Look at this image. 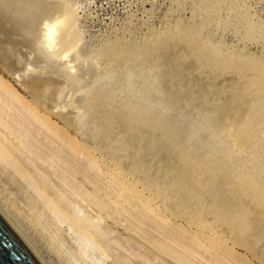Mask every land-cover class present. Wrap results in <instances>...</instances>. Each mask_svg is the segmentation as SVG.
<instances>
[{
	"label": "bare ground",
	"instance_id": "6f19581e",
	"mask_svg": "<svg viewBox=\"0 0 264 264\" xmlns=\"http://www.w3.org/2000/svg\"><path fill=\"white\" fill-rule=\"evenodd\" d=\"M65 6L64 0H0V165L26 180L59 224L80 226L82 221L76 217L70 203L59 191H55L57 193L53 197L49 195L51 182L44 175L45 172L38 168V163L62 164L66 175H71L68 176L71 179L69 188L84 195H87L84 188L73 179L82 167L87 166L93 172L91 177L95 176L96 182L92 184L95 189L91 196L99 207L101 217L113 221L128 234H142L143 240L168 257L172 264H252L245 256L237 254L235 247L246 249L253 259L264 264V181L256 175L250 161V156L258 149V136L254 129L257 123L260 125L262 122L258 110L264 107V81L254 79L257 75H264L263 70L259 65L234 60L229 55L215 53L209 48L202 50L197 35L178 28L155 39L139 53L125 52L104 59L102 68L104 66L105 71L137 69L152 58L160 57L161 60L162 54H165L164 59L190 60L200 67L203 64L199 57L201 52L216 71L230 72L231 75H228L235 82L233 85L227 81V85L218 87L211 94L208 102L210 107L202 113L205 118L200 119L199 115L203 121H200L201 124H193L195 120H191L187 111L180 110V116L177 117L174 114L178 108L176 106L170 111L174 113L169 112L175 118L168 126V117L164 115L168 101L164 102L165 105L158 102V95L159 99L155 98V107L157 111L160 110L161 118L166 120L163 123L159 119V122L169 129L173 128L175 135L156 125L152 128L154 134L151 133L150 138H155L156 150L162 151L168 164L177 162L174 155L180 144L181 147L183 145L187 152L179 150L177 153L179 159H185L188 166V169L178 168V175L169 177L168 191L159 188L160 194L167 193L158 200L131 173L116 165L117 162L111 168L109 162L98 157L96 150L86 140L69 133L70 129H77L81 133L86 129L91 131V119L87 114L88 95L102 69L92 62L81 63L77 56L67 53L76 47V43L72 40L73 27L69 25ZM212 9L210 5L204 4L197 11L206 14ZM170 48H175V51L178 49L175 58L168 55ZM182 50L184 55L181 54ZM189 71L185 73L186 76ZM225 74H222L223 77ZM184 76L174 78V82L180 85ZM9 78L16 79L20 89ZM156 94L152 97H156ZM201 101L192 102L203 106ZM196 114L198 117L201 113ZM54 118L63 125L60 126ZM209 139L213 142L211 145L216 146L215 151L212 147L215 156L212 155L214 158L210 160L202 151L211 141ZM253 142L256 147L250 144ZM186 143L197 151L190 149ZM195 169L198 172L188 178L187 185L184 172ZM205 195L209 198L208 204L203 203L202 197ZM206 205H214L215 211L208 222H204L200 216V211ZM2 215L0 219L36 262L44 264L9 223L10 220L7 221ZM219 223L220 230H217ZM85 236L88 242L95 243L93 237L88 234Z\"/></svg>",
	"mask_w": 264,
	"mask_h": 264
},
{
	"label": "rangeland",
	"instance_id": "374dc122",
	"mask_svg": "<svg viewBox=\"0 0 264 264\" xmlns=\"http://www.w3.org/2000/svg\"><path fill=\"white\" fill-rule=\"evenodd\" d=\"M64 2L69 25L73 27L70 28L72 40L76 43V47L67 53L77 56L81 63L92 62L98 69H102L94 79L91 93L89 92L88 95L87 114L91 119V126L89 125L91 131L86 129L81 133L76 131L77 129H70L69 133L80 140H86L96 150L98 157L109 162L111 168H114L117 162L116 165L131 173L142 187L145 186L146 191L151 192L153 198L160 200L167 192L160 194L159 188L161 191H168L169 177L178 175V168L183 170L188 169V166L186 160L179 159L177 153L179 150L187 152L183 145L181 147L180 144L176 153L172 151L177 159V162H170L172 167L167 160H164L167 158L163 156L162 151L156 150L158 147L155 138L152 140L150 138L154 134L152 130L154 126L165 131L173 129L163 124L166 120L161 118L160 110L157 111L155 107L157 99L160 98L158 102L162 103L168 101L167 105L166 102L164 103L166 107L168 106L164 111V115L168 117L167 121L169 120V124L166 122L168 126L175 118L170 114L173 111H170L176 109V106L178 108L173 113L177 117L180 116L179 112L187 111L191 120H195L193 124H198L202 121L200 119L205 118L202 113L210 107L208 102L211 94L217 91L218 87L222 88L228 83L235 85V82L232 76H229L230 72H225L229 74L227 76L223 72L216 71L213 65L206 62V57L204 58L201 52L199 57L203 64H198L200 67H196L190 60L183 62L182 59H164L165 54H162V61L160 57L154 60L152 58L151 62H143L141 67L128 68V71L122 68L105 71L102 62L113 55L125 52L139 53L155 39L166 36L165 34H169L172 29L178 28L197 35L202 50L209 48L215 53L229 55L234 60L251 62L259 65L258 67L264 72V0H64ZM204 4L210 5L214 11L211 10L210 13H206L207 15L198 12L197 10ZM170 50L168 55L175 58L178 49L175 51V48H170ZM183 52L182 50V55ZM170 63L172 65L167 66ZM184 70L185 73L190 70L187 76ZM222 74H225V77ZM182 75L185 76L180 85L174 82V78ZM9 79L20 89L16 79L15 81ZM256 79L264 81V75H257L254 80ZM153 92L157 93L154 98ZM161 93L163 95H160ZM184 96L186 97L183 98ZM199 100H202L203 106H197L199 104L192 102ZM173 101H178L176 102L178 105ZM261 107L258 113L262 125L257 123L255 127L258 128L254 127L258 136L256 142L258 149L253 156H250V161L256 175L264 181V107ZM195 111L201 114L197 117ZM95 116L105 117L96 119ZM159 119L163 120L162 124ZM53 120L60 126L63 125L59 119ZM170 133L175 135V130ZM212 143L211 140L207 143L208 146L205 145L202 149L209 160L215 156L216 146L211 145ZM186 144L190 149L197 151L191 144ZM250 144L255 146L254 142ZM172 153H169L170 156L173 155ZM54 164L38 163V168L45 172L44 175L46 174L51 182L52 188L48 193L53 197L57 193L55 191H59L65 197L76 217L82 221L80 226L70 223L59 224L53 213L43 206V201L30 188L27 181L11 169L0 165V214H3L7 221L10 220L9 223L44 264H172L168 257L157 252L148 241L145 242L142 234H128L113 221L101 217L99 207L91 196L95 189V185H92L96 182L95 176L91 177L93 172L91 173L87 166L82 167L81 172H77L76 178L73 179L84 188L83 191L87 193L84 195L69 188L71 175L69 176L68 173L66 175V169L64 170L62 164ZM197 172L196 169L184 172L187 185L188 178L194 177ZM202 200L204 204L209 203L206 195ZM214 213V205H206L200 211V216L204 222H208L212 220ZM216 227L220 230V223ZM82 232L93 237L96 244L88 242ZM235 251L240 256H245L252 264H262L256 258L253 259L252 254L246 249L235 247Z\"/></svg>",
	"mask_w": 264,
	"mask_h": 264
},
{
	"label": "water",
	"instance_id": "95a60500",
	"mask_svg": "<svg viewBox=\"0 0 264 264\" xmlns=\"http://www.w3.org/2000/svg\"><path fill=\"white\" fill-rule=\"evenodd\" d=\"M0 264H38L1 219Z\"/></svg>",
	"mask_w": 264,
	"mask_h": 264
}]
</instances>
